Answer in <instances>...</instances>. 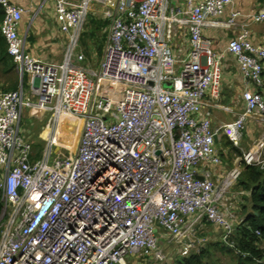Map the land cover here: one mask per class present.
I'll list each match as a JSON object with an SVG mask.
<instances>
[{
    "label": "built area",
    "instance_id": "1",
    "mask_svg": "<svg viewBox=\"0 0 264 264\" xmlns=\"http://www.w3.org/2000/svg\"><path fill=\"white\" fill-rule=\"evenodd\" d=\"M45 1L66 34L59 61L27 50L19 31L25 8L0 0L1 32L20 78L17 89L0 90V264H129L130 256L168 264L160 237L181 242L184 229L204 219L228 243L242 217L222 195L244 165L264 166V131L241 147L247 119L264 120V44L252 41L248 27L264 21V5L222 19L234 0ZM90 15L107 20L96 69L80 42ZM240 17L227 50L254 86L243 91L244 109L233 120L213 126L204 109L221 94L223 53L203 31L232 28ZM26 108L48 116L39 156L19 125ZM64 117L80 127L66 154L56 149L65 144L58 141ZM218 136L241 148L219 185L199 171L222 162ZM197 243L188 240L181 254Z\"/></svg>",
    "mask_w": 264,
    "mask_h": 264
},
{
    "label": "crops",
    "instance_id": "2",
    "mask_svg": "<svg viewBox=\"0 0 264 264\" xmlns=\"http://www.w3.org/2000/svg\"><path fill=\"white\" fill-rule=\"evenodd\" d=\"M20 6L25 8L24 15L20 22V34L26 36V48L32 54L44 59V60H60L61 54H63V48L65 49L66 34L60 28V25L56 19L55 10L51 1L45 0H11ZM264 5V0H234V3L229 4L226 7L225 13L221 16L222 19L226 18L230 11L237 9L242 13L254 12L258 8ZM51 18L52 23H47L46 18ZM246 18L240 17L237 19L238 23L232 28L207 26L204 28V37L209 39L211 46L218 52L223 53L222 57V72L221 83L222 91L217 99L208 97L205 104V111L210 112L212 125L217 126L224 122L233 120L238 113L244 109L243 91L247 87H253L254 84L246 80L240 70L239 64L234 54L227 50V43L229 38L237 33L241 29V22H244ZM1 25V24H0ZM250 29V38L254 43L264 44V21L250 22L248 25ZM1 29V28H0ZM180 39H183V34L180 37L175 38L174 46L179 48ZM64 44V45H63ZM10 58L6 60L0 59V71H8L11 63ZM5 66L3 69L2 66ZM3 66V67H4ZM11 69H17L14 65ZM18 73V72H17ZM3 79H0V85L3 84ZM5 80L7 84L8 81ZM259 90L264 95V78L263 84L259 87ZM26 116H45V113H37L34 109L26 108L24 110ZM256 117L250 116L247 119L246 125L248 127V133H253L254 128H257ZM47 131L45 130V135ZM62 137V135H61ZM60 137V141H61ZM226 136L217 137V147L221 149V153H230L229 146H225L222 142V138ZM32 142V141H31ZM33 143V142H32ZM33 148L36 151L33 143ZM238 155L233 157V163L227 164L223 159L218 165H200L199 171L203 172L205 169L209 170V173L214 175V179L219 181L225 176V174L237 163ZM202 174V173H201ZM214 227H217L214 225ZM218 236H220V230H215ZM130 260V258H129ZM133 264H136L135 262Z\"/></svg>",
    "mask_w": 264,
    "mask_h": 264
},
{
    "label": "rangeland",
    "instance_id": "3",
    "mask_svg": "<svg viewBox=\"0 0 264 264\" xmlns=\"http://www.w3.org/2000/svg\"><path fill=\"white\" fill-rule=\"evenodd\" d=\"M96 17H99V16H96ZM89 18H88L87 23L85 24L84 30L88 29V27L90 26ZM46 21L47 23H50V22L52 23V20L49 16L48 18H46ZM84 30L82 31V34ZM104 33L106 34V39H107L106 29H102L101 31H98L94 38H88V37L86 38L87 39V49L89 51L88 53L85 52L84 45L81 43V48L86 55L85 63H87L88 65H90V67L95 68V69L99 66V63H100V60L103 54V49H104L106 40L104 42L103 39L101 40V38ZM80 42H82V38ZM99 42H100V45L103 46L102 52L99 51L100 50L99 49L100 45L98 44ZM64 50L65 49L63 48V51ZM62 53L64 54V52ZM63 54H61L60 60L63 58ZM54 61H59V60H54ZM13 65H14V62L11 60L10 68L8 69V71L4 70L3 73H1L0 71V79L4 80L3 84L0 85V90L13 89L11 88L13 84H17L18 86L20 78L16 70L11 69ZM3 66L2 68L4 69L5 66L4 67ZM5 80L8 81L7 84L5 83ZM167 85L168 86L170 85L169 81L165 83V86ZM47 122H48L47 115L45 116H39V115L26 116L24 113L19 123L20 128L24 131V134L28 137V139H30L34 143L35 148L38 149L36 150L37 154H39L40 150H43L45 146V130H46ZM256 124H257V128L252 129L253 133L251 135L250 133H248V127L246 125V131L242 139V143H241V147L243 149H248L249 147L253 146L254 142L262 135L264 131V120H257ZM70 126L72 127L71 129L63 128L62 137H61L60 142H62V140H65V144H61L59 148L57 145L56 147L57 152L66 154L70 151L71 152L75 151L76 146H77V140H78L80 127L78 123H76L72 119H71ZM222 139H223L222 142L225 146L231 147L230 153L223 154L220 152L221 151L220 148L218 150L221 154L222 159L228 165L229 164L232 165L233 159H234L233 157H235V155L239 156V153L241 152V148L233 146L231 142H229V140L225 137H223ZM211 177L214 178V175H211ZM215 181L218 184L219 181H217L216 179ZM247 194H248L247 190H245V188L240 186L239 180H236L235 182H232L228 186V188H226V191H224L222 195L223 202L225 206L228 208V210L232 211L233 214H237L238 217H242L243 216L242 214L243 206L242 205L246 202ZM4 220H5V217L0 218V227ZM197 224L198 223H196V225ZM214 225L215 224L212 221L204 219L200 222V224L197 226L196 229H195L196 227L195 225L194 226L192 225L189 229L188 228L184 229L182 235H179L178 237L179 238L178 241H181V242H176L172 240L171 236H169L168 234H163L162 236L160 235L161 237L159 240V244L163 246V251L166 255L167 262L168 263L172 262L176 257H179L182 255L181 249L183 248L184 244L188 240H196L198 242L197 246L200 248L201 246L205 244L211 243L212 241H215L217 239H221V237L218 236L217 233L215 232V230H219V227L217 226V224H216L217 227H214ZM157 233L158 234L160 233V228L157 229ZM262 244L264 245V241H262ZM216 254L222 259V261L225 264L233 263L231 255H229L227 252H223L222 250H217ZM134 262L136 264H152V262L149 261L144 256H130L129 264H133Z\"/></svg>",
    "mask_w": 264,
    "mask_h": 264
},
{
    "label": "trees",
    "instance_id": "4",
    "mask_svg": "<svg viewBox=\"0 0 264 264\" xmlns=\"http://www.w3.org/2000/svg\"><path fill=\"white\" fill-rule=\"evenodd\" d=\"M2 17L3 9L0 5V23ZM89 23L90 26L84 30L81 36V43L87 53L89 51L86 38H94L98 31L105 29L107 20L90 15ZM102 39L105 42V33L102 35ZM98 44L100 45V42ZM102 47V45L99 46L100 52H102ZM8 58L11 59L7 51L5 37L0 29V59ZM18 86L13 84L11 88L17 89ZM36 150L38 149L36 148ZM40 152L37 156L40 155ZM238 180L240 186L245 188L248 194L246 202L242 205V221L238 224L236 232L229 238V242L217 239L187 255L176 257L168 264H225L216 254L217 250L231 255L233 261L231 264H264V245L262 244L264 241V166L259 164L244 165ZM3 205V191L0 189V216L3 212Z\"/></svg>",
    "mask_w": 264,
    "mask_h": 264
},
{
    "label": "bare ground",
    "instance_id": "5",
    "mask_svg": "<svg viewBox=\"0 0 264 264\" xmlns=\"http://www.w3.org/2000/svg\"><path fill=\"white\" fill-rule=\"evenodd\" d=\"M69 124L70 123L67 122V119L64 117V119H63V121L61 123L62 128H64V129L70 128L71 129L72 127ZM46 131L48 132V129L47 128H46ZM61 135H62V133L60 135L58 134V141L59 142H60Z\"/></svg>",
    "mask_w": 264,
    "mask_h": 264
},
{
    "label": "water",
    "instance_id": "6",
    "mask_svg": "<svg viewBox=\"0 0 264 264\" xmlns=\"http://www.w3.org/2000/svg\"><path fill=\"white\" fill-rule=\"evenodd\" d=\"M217 138V137H216ZM200 178H202V176H200Z\"/></svg>",
    "mask_w": 264,
    "mask_h": 264
}]
</instances>
